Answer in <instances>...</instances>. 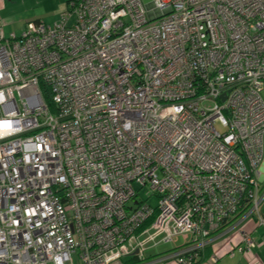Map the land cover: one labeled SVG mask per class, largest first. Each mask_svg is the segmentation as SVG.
Wrapping results in <instances>:
<instances>
[{
	"label": "built area",
	"instance_id": "1",
	"mask_svg": "<svg viewBox=\"0 0 264 264\" xmlns=\"http://www.w3.org/2000/svg\"><path fill=\"white\" fill-rule=\"evenodd\" d=\"M263 91L264 0H70L0 25V264H127L179 239L161 260L196 264L241 212L264 227Z\"/></svg>",
	"mask_w": 264,
	"mask_h": 264
},
{
	"label": "crops",
	"instance_id": "2",
	"mask_svg": "<svg viewBox=\"0 0 264 264\" xmlns=\"http://www.w3.org/2000/svg\"><path fill=\"white\" fill-rule=\"evenodd\" d=\"M24 1L25 0H0V25H2L5 33L9 27L17 24L13 17L16 16L15 13H18ZM69 1L70 0H65L66 5L64 4L63 8L67 7ZM28 23L30 22H27V24ZM260 170V178L264 187V160ZM261 210L263 213L264 201L261 205ZM245 213L246 212H241L237 217L231 220L224 229L212 236L209 244L202 251L201 259L196 264H264V227L257 225L256 216H247V213ZM245 233H250L255 242V246L250 255H244L237 249L242 244V238ZM179 241L180 239L176 244H179ZM183 244L184 241L182 240L179 246H174V251L180 250ZM166 254L165 252L159 254L157 252H152V255L148 257L145 254L143 260L135 258V264H165L161 259L166 256ZM213 257L217 259L216 263L211 262V258Z\"/></svg>",
	"mask_w": 264,
	"mask_h": 264
},
{
	"label": "rangeland",
	"instance_id": "3",
	"mask_svg": "<svg viewBox=\"0 0 264 264\" xmlns=\"http://www.w3.org/2000/svg\"><path fill=\"white\" fill-rule=\"evenodd\" d=\"M150 1L152 0H143L144 3H149ZM22 3V7L18 11V13H15L16 16L13 17L16 20L17 24L9 27V29L6 30V36H9L14 32L20 34L24 26L27 25V22H35L38 20L48 26L52 25L60 20L62 14L67 10V7L63 8V5H66L65 0H25ZM73 21L74 20H71L70 24H73ZM262 96L264 98V91L262 92ZM147 195V191H141L140 193L141 198L146 199ZM148 202L152 206H156L158 204V200L154 196L150 197L148 199ZM181 243L182 240L180 239L179 244H161L156 248H150L146 252V256L148 257L152 255V252H157L158 254L165 252L170 255L176 251H174V248L179 246ZM167 251L170 253H168ZM74 262L75 264H79L77 257H74Z\"/></svg>",
	"mask_w": 264,
	"mask_h": 264
},
{
	"label": "trees",
	"instance_id": "4",
	"mask_svg": "<svg viewBox=\"0 0 264 264\" xmlns=\"http://www.w3.org/2000/svg\"><path fill=\"white\" fill-rule=\"evenodd\" d=\"M35 22H39V21L37 20V21H35ZM45 97H46L47 100L49 99L48 91H46V93H45ZM242 211H244V209H243ZM227 225H228V223L224 224V225L221 227V229H224ZM126 263H127V264H129V263L135 264L136 262H135V259H132V260L126 262Z\"/></svg>",
	"mask_w": 264,
	"mask_h": 264
}]
</instances>
